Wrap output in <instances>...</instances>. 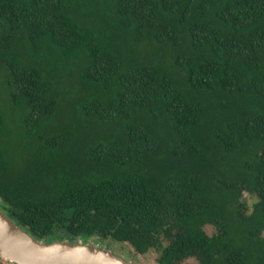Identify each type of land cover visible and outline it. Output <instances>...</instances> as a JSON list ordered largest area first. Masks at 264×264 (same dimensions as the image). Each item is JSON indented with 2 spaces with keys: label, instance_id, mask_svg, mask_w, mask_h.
Listing matches in <instances>:
<instances>
[{
  "label": "trees",
  "instance_id": "trees-1",
  "mask_svg": "<svg viewBox=\"0 0 264 264\" xmlns=\"http://www.w3.org/2000/svg\"><path fill=\"white\" fill-rule=\"evenodd\" d=\"M0 201L44 243L264 264V0H0Z\"/></svg>",
  "mask_w": 264,
  "mask_h": 264
},
{
  "label": "water",
  "instance_id": "water-1",
  "mask_svg": "<svg viewBox=\"0 0 264 264\" xmlns=\"http://www.w3.org/2000/svg\"><path fill=\"white\" fill-rule=\"evenodd\" d=\"M0 256L15 264H130L92 243L37 240L0 210Z\"/></svg>",
  "mask_w": 264,
  "mask_h": 264
},
{
  "label": "rangeland",
  "instance_id": "rangeland-1",
  "mask_svg": "<svg viewBox=\"0 0 264 264\" xmlns=\"http://www.w3.org/2000/svg\"><path fill=\"white\" fill-rule=\"evenodd\" d=\"M245 200L250 206L252 202H254L255 198L245 194ZM0 204H2L1 201ZM204 229L208 235L213 234L215 231L211 225H206ZM100 246H107L105 248H109L114 254L121 257L130 264H156L155 257L157 254L155 253L154 250H150L144 254H137L133 252V250L128 244L117 241H110V240L103 241L102 245ZM184 263L197 264V262L192 258L187 259L186 261H184ZM0 264H15V263L7 259H4L0 256Z\"/></svg>",
  "mask_w": 264,
  "mask_h": 264
}]
</instances>
